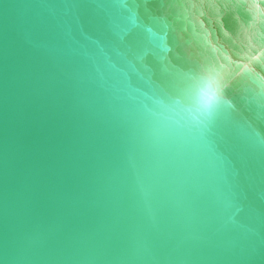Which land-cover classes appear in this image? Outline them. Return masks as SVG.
I'll return each instance as SVG.
<instances>
[{"label": "water", "instance_id": "water-1", "mask_svg": "<svg viewBox=\"0 0 264 264\" xmlns=\"http://www.w3.org/2000/svg\"><path fill=\"white\" fill-rule=\"evenodd\" d=\"M259 76L264 0H0V264H264Z\"/></svg>", "mask_w": 264, "mask_h": 264}, {"label": "snow or ice", "instance_id": "snow-or-ice-1", "mask_svg": "<svg viewBox=\"0 0 264 264\" xmlns=\"http://www.w3.org/2000/svg\"><path fill=\"white\" fill-rule=\"evenodd\" d=\"M164 71V77L159 79L156 85L160 92L171 100V105L183 107L188 112L195 109L202 114L201 125L205 131H211L216 118L220 115L224 89L229 84L214 78L203 65L187 70L176 65H169ZM249 71L252 70L249 69ZM259 79L264 82V76H259ZM258 95L260 102L257 107L264 114V88ZM182 98H187L191 103L182 105ZM157 103L164 105L162 99H158ZM260 142L264 143V140Z\"/></svg>", "mask_w": 264, "mask_h": 264}]
</instances>
